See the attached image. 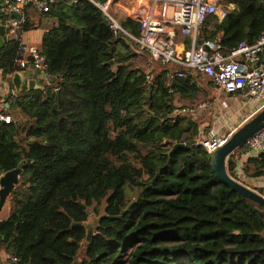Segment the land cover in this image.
I'll use <instances>...</instances> for the list:
<instances>
[{
    "label": "trees",
    "instance_id": "trees-1",
    "mask_svg": "<svg viewBox=\"0 0 264 264\" xmlns=\"http://www.w3.org/2000/svg\"><path fill=\"white\" fill-rule=\"evenodd\" d=\"M105 1L55 0L42 12L55 21L38 48L52 80L9 93L1 107L11 120L0 119V174L24 164L0 246L18 264H264V206L215 174L210 153L192 143L196 117L173 113L175 97L187 108L216 96L214 80L172 62L152 61L149 71L137 64L149 51L111 28L96 5ZM223 2L234 6L221 20L208 17L197 42L218 37L226 53L255 42L264 29L260 0ZM119 24L139 35L132 17ZM29 27L24 18L21 31ZM20 46L11 38L0 48L5 74L25 69L14 63ZM226 169L264 193L250 181L264 179V151L248 155L244 143Z\"/></svg>",
    "mask_w": 264,
    "mask_h": 264
},
{
    "label": "built area",
    "instance_id": "built-area-1",
    "mask_svg": "<svg viewBox=\"0 0 264 264\" xmlns=\"http://www.w3.org/2000/svg\"><path fill=\"white\" fill-rule=\"evenodd\" d=\"M54 1L3 0L8 10L20 11L25 6L32 5L40 12L47 11ZM222 1L139 0L138 9L130 15L139 23L138 36L131 35L120 26L119 22L107 12V3L96 2V5L110 20V26L115 32L122 31L134 40L140 48L149 51L150 61L172 62L211 77L219 92L238 93L247 97L242 108H251V116L264 107V29L255 42L249 43L242 40L227 53L220 48L218 37L205 39L201 43L197 42L200 29L205 25L208 17L217 15L218 20H221L227 9L234 6L231 2L222 3ZM260 2L264 6V0H260ZM23 20L22 17L19 19L13 17L5 22L4 25L10 39L19 38ZM178 36L188 37L190 39L189 47H186L184 42H178ZM247 60L250 63H247ZM14 63L21 68L30 66L43 74L47 68L45 56L36 46L21 45L19 55L15 58ZM11 74L8 75L11 76ZM177 75L183 77L186 74L183 70H179ZM205 106V102L187 108L176 105L173 113L182 112L194 115ZM250 116L244 117L240 108L232 113L231 118L239 119L240 122L237 124L239 126ZM0 119L9 122L11 117L0 113ZM237 126L232 125L233 128L227 134L221 135L220 130L223 127L221 125L206 138L194 137L192 143L202 145L210 153L223 145ZM187 142L185 140L181 143L185 145ZM246 145L248 155L259 156L264 151V128L253 134L246 141ZM6 258L10 264L17 263V258L9 253H7Z\"/></svg>",
    "mask_w": 264,
    "mask_h": 264
},
{
    "label": "water",
    "instance_id": "water-1",
    "mask_svg": "<svg viewBox=\"0 0 264 264\" xmlns=\"http://www.w3.org/2000/svg\"><path fill=\"white\" fill-rule=\"evenodd\" d=\"M6 17H15L19 19L21 18V13L20 11L16 10H8L4 6L3 0H0V48L4 45V43L10 40L9 34L7 33V28L4 25L6 22ZM246 62L250 63L248 60ZM32 74L33 69L31 68L15 70L12 73L11 83L17 93L25 91L27 89H32L34 87H38L37 83H39V80L33 79ZM45 76L48 77L47 74H45ZM51 80L52 78H49V81ZM262 128H264V107L254 113L248 120H246L237 129H235L229 135L228 139L223 145L210 152L209 157L210 166L222 181L229 184L236 192H238L243 197L249 198L264 206V195L231 177L226 169V161L228 156L240 145L246 143V141L253 134H255ZM30 140L32 141L33 138H31ZM180 145H182V143H174L172 149ZM23 164L24 160L21 159L17 167L0 174V207L3 205L12 189L18 184ZM80 205L82 208H85L84 204L80 203ZM128 206H130V204ZM125 211L126 209H124L122 213H124ZM88 238L89 237H87V239Z\"/></svg>",
    "mask_w": 264,
    "mask_h": 264
},
{
    "label": "crops",
    "instance_id": "crops-1",
    "mask_svg": "<svg viewBox=\"0 0 264 264\" xmlns=\"http://www.w3.org/2000/svg\"><path fill=\"white\" fill-rule=\"evenodd\" d=\"M4 6H5V4H4ZM20 13H21L22 18L28 19V21L30 22V27L25 31L19 32V42L21 43V45L36 46L39 48L43 34L51 26H53L55 24V21L53 19H51L50 17H46L45 15H43L42 12L35 9L32 5L25 6V8L20 10ZM10 19L11 18L6 17V21H8ZM186 39L189 40V43H188V41H186ZM177 41L178 42H184L185 46L189 47L190 39L188 37L178 36ZM20 55H22V53H20ZM27 68L33 69L32 78L35 80H39V83H37L38 86L41 85V80H43V81L45 80L46 83L49 82V80L46 78L45 74L41 73L40 71H38L32 67L28 66ZM11 76H12V74H11ZM11 76H9L8 74H5L3 72V70L0 69V112H1V107L3 105L8 106V103L5 100L6 96L9 93H13V94L17 93L14 90L12 83H10L11 82ZM212 90L216 92V97H217V98H215V100L213 101L212 104L213 105L215 104L216 107L218 106L217 107L218 109H222L221 107H219V105H221L226 98L223 95L225 92H219V90L217 88H213ZM226 94H228L229 97H231V99H233L232 102H234L233 103L234 105H231V107H230L231 111H232V109L237 110L239 108H242V106H244V102L246 100L242 99L243 96H241L238 93H226ZM250 106H252V105H250ZM227 115L228 114L224 115V117H226L229 120L230 125L229 126L225 125L224 127H226V126L230 127L235 123L234 119L231 118V116L229 117L230 114L228 116ZM219 127H221V124H218V123L215 124L214 123L213 126L210 128V133L212 131L218 129ZM245 159H246L245 154L236 155V161H237V165L239 168L243 165ZM250 181L253 184H257L259 186L260 185L264 186V179L263 178H250ZM9 210H10V203H9V200L7 197L5 202L3 203V205L0 207V220L8 217ZM6 255H7V252H5V250L0 246V264H10V261L7 260Z\"/></svg>",
    "mask_w": 264,
    "mask_h": 264
},
{
    "label": "rangeland",
    "instance_id": "rangeland-1",
    "mask_svg": "<svg viewBox=\"0 0 264 264\" xmlns=\"http://www.w3.org/2000/svg\"><path fill=\"white\" fill-rule=\"evenodd\" d=\"M105 3H107V5H106L107 12L118 22H119V20H121L127 16L132 15V12L136 11L139 7V0H107ZM222 3H224V2L222 1ZM137 64L143 66L147 71L157 69L156 68L157 64L150 61V59L146 60L144 58H141ZM209 87L212 88L213 86H209ZM223 95L226 98H225L224 102L221 105H219V107H221L222 109H218L217 108L218 106L216 107L215 104L214 105L212 104L213 101L215 100V98H217L215 96L214 92H212V94L210 95L213 97H210L209 94H207L206 96H200L199 99L189 103V105L186 106V107H190L191 105L201 103V102L206 103V106L204 108L200 109L199 111L196 112V114L192 115V116L196 117L198 124H199V131H200V133L198 135L199 138L208 137L210 135V128L213 126L214 123L215 124L218 123V124L223 125V127H221V130H220L221 135L227 134L229 132V130L231 128H233L231 126L227 127L230 124H229V120L226 117H224V115L230 114L229 115V117H230L232 115V113L236 110V109H232V111H231V109H230L231 105H234L233 104L234 102H232L233 99H231V97H229L228 94L224 93ZM242 99L246 100L247 97H242ZM175 105H177L179 107L184 106L183 103L177 97H175ZM241 111H242L244 117L250 116L251 108H241ZM233 119L235 121V123L233 125L237 126V124L240 122V120L239 119L235 120L236 118H233ZM225 125H227V126L224 127ZM239 126H237L236 129ZM248 186L250 188L256 190L257 192H259L257 189H255L252 186V184L250 182L248 183ZM126 192H127L128 198H131L135 194L133 191H129L128 189L126 190ZM260 194L263 195L264 193H260ZM129 204H131V202ZM95 222H96V215L92 214V212L90 210L89 215H88V219L86 221V225L88 227H90V226L92 227L93 225H95Z\"/></svg>",
    "mask_w": 264,
    "mask_h": 264
}]
</instances>
